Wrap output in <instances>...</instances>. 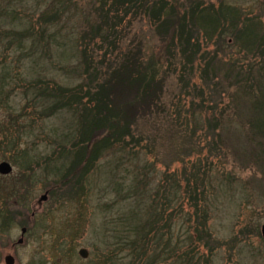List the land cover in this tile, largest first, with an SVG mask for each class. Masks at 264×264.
I'll use <instances>...</instances> for the list:
<instances>
[{"label":"rangeland","instance_id":"obj_1","mask_svg":"<svg viewBox=\"0 0 264 264\" xmlns=\"http://www.w3.org/2000/svg\"><path fill=\"white\" fill-rule=\"evenodd\" d=\"M9 1L18 20H22L18 28H25L37 20L49 6L63 4L71 9L72 19H63L62 24L55 26L63 27L61 34L49 46L47 56L34 58L38 67L32 72L33 75L40 74V68H43L45 76H53L70 87L77 85L80 80L72 79L70 69L60 62L61 49L65 45L61 36L70 33L75 40L80 39L89 26L88 12L93 18L92 24H96L97 15L93 16L92 10L98 8V0H24L21 4L18 0H0V8ZM176 4L180 15L194 4L212 6L214 10H233L239 22L257 23L264 32V3L257 0H176ZM118 30L122 35L119 45L123 50L120 52H125L127 46H142L145 57H157L165 45L146 19L131 25L125 21ZM196 39L201 53L207 57L203 62L209 67L200 65L201 56H190V62L176 51L170 60L163 57L167 59L163 63L160 110L137 123L134 132L140 142L134 155L129 151L124 154V148L103 152L99 158L92 159L90 169L82 173L83 179L76 185L57 183L58 178L48 169L54 166L50 155L56 151V143L65 142L64 135L71 131L77 118L62 112L43 117L40 109H34L19 92L11 95L5 103L7 106L0 107V122L9 120L10 108L15 115L21 114L16 126L23 125L28 130L24 135L21 132L18 144L15 143L17 155L8 154V148H0V162L6 161L13 168L10 175L0 176V216L9 214L12 220L0 229V264H4L6 256L13 257L14 264H85L77 252L85 249L90 255L97 235L111 230L107 223L116 210L112 208V201L116 200L113 185L124 183L126 172L130 174L128 178L132 177V172H137L156 184L164 174H176L183 167L192 174L201 169L206 171L215 188L212 196L216 209L208 221L212 240L203 252L209 264H264V244L260 238V227L264 223V157L258 149L260 139L252 127V115L233 101V94L239 90L231 84L234 77L229 68L230 62L243 66L242 76L249 82L252 81L249 66L257 71L261 68L260 61L240 47L232 32L223 35L228 41L227 46H209L203 39V32ZM4 47L1 43L0 62L18 65L21 73H25L23 66L28 69L30 54L15 49L4 50ZM98 50L93 47L96 60L103 54ZM211 55L215 59L209 61ZM59 62L61 65H56ZM202 84L208 87L202 86L203 95L198 92ZM217 116L223 125L228 123L230 126L221 133L217 149L207 151L203 148L204 143L208 145L214 139L212 132L208 137L206 123ZM103 134V130L97 131L93 138H101ZM246 137L254 138L253 151L245 143ZM23 154L40 156L37 165L31 164L32 171L25 169L22 173L18 165L11 162H21ZM79 189H82L81 193ZM45 195L46 200L42 201L41 197ZM21 229L25 233L22 244L18 245Z\"/></svg>","mask_w":264,"mask_h":264},{"label":"trees","instance_id":"obj_2","mask_svg":"<svg viewBox=\"0 0 264 264\" xmlns=\"http://www.w3.org/2000/svg\"><path fill=\"white\" fill-rule=\"evenodd\" d=\"M23 1L18 0L19 4ZM171 2L98 0V8L92 10V15H97L96 24H92L93 18L88 12L89 26L80 39L75 40L70 33L61 36L65 45L61 49L60 62L70 69L72 79L80 80L72 87L59 83L53 76H45L43 68H40V74L33 75L32 72L38 67L34 58L47 56L49 46L61 34L63 27L55 26L62 24L63 19H72L71 9L63 4L49 6L37 20L25 28H18L22 20L16 17L13 4L9 1L0 8V44L5 45L4 50L15 49L30 54L28 69L23 66L25 73H21L18 65L0 62V107L7 106L5 103L11 95L19 92L34 109H40L43 117L62 112L77 118L71 131L64 135L65 142L56 143V151L50 155L54 166L48 170L58 178L57 183L76 185L77 181H82V173L90 169L92 159L99 158L107 150L124 148V154L129 151L134 155L140 142L134 132L137 123L160 110L163 63L167 59L163 57L170 60L176 51L189 62L190 56H201L200 65L205 64L206 54L201 53L196 39L202 32L203 39L211 47L227 46L228 41L223 35L232 32L240 47L260 61L261 68L257 71L249 66L252 79L249 82L242 76L243 66L230 62L229 68L234 77L231 84L239 90L233 94V101L252 115V127L260 139L257 147L264 157V32L261 26L254 22L249 24L251 21L247 20L239 22L233 10H214L212 6L202 4H194L180 15L176 0ZM139 19L151 23L165 44L157 57H145L142 46H127L125 52H120L123 50L119 45L122 35L118 28L125 21L131 25ZM96 42L99 45H95ZM94 46L103 52L98 60L94 58ZM212 59H215L213 55L209 61ZM60 62L56 65H61ZM202 86L205 85L202 84L198 92L203 95ZM219 93L222 92L219 90ZM8 109L9 120L0 122V148H8V154L17 155L15 143L18 144L20 133L24 135L28 130L23 125L16 126L21 114L15 115L14 110ZM206 124L208 137L212 132L214 140L208 145L205 142L203 148L216 150L221 133L230 125H223L218 116ZM30 127H33V121ZM100 130L104 131L103 136L93 138ZM245 143L250 151L255 149L253 137H246ZM39 159L38 155L23 154L21 162H11L24 173L25 169L32 171L31 164L37 165ZM201 170L192 174L183 167L176 174H164L156 184L137 172H132V177L128 178L130 174L126 172L124 183L113 185L116 200L112 201V208L116 210L107 223L111 230L97 235L91 257L85 264H209L203 252L212 240L208 221L216 209L212 196L215 188L211 177ZM11 221L9 214L0 216V229Z\"/></svg>","mask_w":264,"mask_h":264},{"label":"water","instance_id":"obj_3","mask_svg":"<svg viewBox=\"0 0 264 264\" xmlns=\"http://www.w3.org/2000/svg\"><path fill=\"white\" fill-rule=\"evenodd\" d=\"M260 1H264V0H260ZM11 172H12V167L9 163H7L5 161L0 162V175L1 176H8L11 174ZM41 200L42 201L46 200V195L42 196ZM24 233H25V230L22 229L21 230V239L18 240L17 244H19V245L22 244V242H23L22 237H23ZM260 235H261V238L264 242V224L260 227ZM78 255L82 259H86L88 256L87 251L84 249H81L80 251H78ZM4 264H14V258L11 256H6L4 258Z\"/></svg>","mask_w":264,"mask_h":264},{"label":"flooded vegetation","instance_id":"obj_4","mask_svg":"<svg viewBox=\"0 0 264 264\" xmlns=\"http://www.w3.org/2000/svg\"><path fill=\"white\" fill-rule=\"evenodd\" d=\"M258 1V0H257ZM258 2H260V3H264V1H258Z\"/></svg>","mask_w":264,"mask_h":264}]
</instances>
